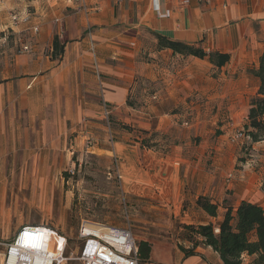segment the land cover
<instances>
[{
	"label": "crops",
	"instance_id": "obj_1",
	"mask_svg": "<svg viewBox=\"0 0 264 264\" xmlns=\"http://www.w3.org/2000/svg\"><path fill=\"white\" fill-rule=\"evenodd\" d=\"M181 2L0 0V131H5L6 101L29 109V126L24 133L18 130L13 139L15 145L28 147L33 141L37 145L38 151L30 154L34 174L51 172V157L60 153V144L68 142L74 132L78 143L95 131L98 143L107 144L115 132L109 116L127 106L137 83L147 91L145 102L157 104L146 108L150 117L152 112L158 118L167 114L164 105L185 104V114L202 112L212 101L219 104L218 111L230 115L249 110V100L260 89L252 70L258 69L264 51V0H217L211 6L198 0L187 6ZM13 13L28 14L31 21L16 24ZM166 13L167 18L159 15ZM35 25L40 26L38 33L32 30ZM155 33L228 53L231 60L215 67L208 58L158 49ZM56 35L65 50L54 59ZM26 44L28 50L23 49ZM200 100L204 104L196 107ZM226 132V136L234 135L233 128ZM243 141H227L191 154L177 146L162 158L153 149L143 147V151L145 157L172 167L173 176L179 177L170 179L175 196L177 191L183 199L192 194L195 200L209 196L220 203L228 198L235 207L246 200L264 208V173L249 169V163L235 167L234 157ZM4 142L0 141L1 147H6ZM247 143L260 142L251 139ZM100 149L112 151L107 146ZM17 154L14 150L13 162ZM8 156L6 149L1 150L0 163L7 166ZM199 210L204 218L199 223H209L212 218ZM31 224L16 222L14 233ZM160 246L153 245L151 264H222L211 247L200 246V254L186 257L181 250L168 255ZM210 253L214 260L208 257Z\"/></svg>",
	"mask_w": 264,
	"mask_h": 264
},
{
	"label": "rangeland",
	"instance_id": "obj_2",
	"mask_svg": "<svg viewBox=\"0 0 264 264\" xmlns=\"http://www.w3.org/2000/svg\"><path fill=\"white\" fill-rule=\"evenodd\" d=\"M146 95L147 91L137 83L127 106L109 116L115 132L109 133L107 144L98 143L99 134L95 131L80 143L76 141L77 133L71 134L68 142L60 144V153L51 157L52 170L44 176L33 173L35 165L30 154L38 151L33 138L28 147L15 145L13 139L18 130L24 133L29 126V109H19L15 101H6L5 131H0V141H6V147L0 146V152L6 149L10 162L7 166L0 163V241L12 237L16 222L47 223L76 236L81 221L92 220L131 227L138 244L147 240L152 247L161 245L159 249L168 255L180 250L181 224L202 222L203 215L192 194L183 199V194L179 197L176 191L175 196L170 179L179 177L173 176L172 167L145 157L142 139L146 141L144 148L159 152L161 158L171 155L177 146L191 154L195 149L232 141L233 134L226 136V131L233 128L234 135L238 130L245 131L248 111L230 115L223 109L218 111L219 104L212 101L202 112L185 114V104L164 105L167 114L158 118L152 112L150 117L146 108L157 104L155 100L147 104ZM202 104L200 100L195 106ZM247 142L251 140L245 138L243 148L234 157L235 167L249 163V169L264 173V142ZM105 146L112 151L100 149ZM14 150L18 157L13 162ZM208 255L215 259L214 254ZM251 260L244 255V264ZM151 262L154 260H140V264Z\"/></svg>",
	"mask_w": 264,
	"mask_h": 264
},
{
	"label": "trees",
	"instance_id": "obj_3",
	"mask_svg": "<svg viewBox=\"0 0 264 264\" xmlns=\"http://www.w3.org/2000/svg\"><path fill=\"white\" fill-rule=\"evenodd\" d=\"M158 49H170L186 57L208 58L215 67L226 65L231 57L221 51H207L199 43H185L155 33ZM53 58L64 53L58 35L53 42ZM252 72L260 80L258 94L250 101L248 122L245 124L246 135L254 142L264 141V51L258 69ZM142 139L143 147L146 146ZM195 205L212 219L209 223H182L179 249L186 257L200 254L198 247L212 248L220 256L222 264H242L244 255L252 258L250 264H264V208L257 204L242 200L237 207L228 198L223 202L214 201L211 197L199 196ZM152 243L141 240L138 244L140 260L149 261L152 254ZM213 264V263H211Z\"/></svg>",
	"mask_w": 264,
	"mask_h": 264
},
{
	"label": "built area",
	"instance_id": "obj_4",
	"mask_svg": "<svg viewBox=\"0 0 264 264\" xmlns=\"http://www.w3.org/2000/svg\"><path fill=\"white\" fill-rule=\"evenodd\" d=\"M82 3L83 0H75ZM202 5H215L217 0H198ZM191 0H182L187 6ZM223 8L227 3L223 2ZM163 18L170 15L159 14ZM16 24L29 23L28 14L13 13ZM38 33L40 26L32 28ZM91 36L93 32L88 30ZM28 50L26 44L23 47ZM249 138L244 130L231 137L233 142ZM121 177V176H120ZM230 179L233 178L229 175ZM76 236L59 231L53 225H22L11 238L0 241V264H140L137 238L131 227L82 220Z\"/></svg>",
	"mask_w": 264,
	"mask_h": 264
}]
</instances>
